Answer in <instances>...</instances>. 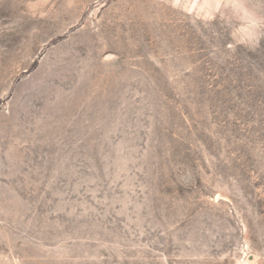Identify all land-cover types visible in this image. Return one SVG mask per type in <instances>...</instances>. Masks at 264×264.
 <instances>
[{"label":"rangeland","instance_id":"rangeland-1","mask_svg":"<svg viewBox=\"0 0 264 264\" xmlns=\"http://www.w3.org/2000/svg\"><path fill=\"white\" fill-rule=\"evenodd\" d=\"M0 264H264V0H0Z\"/></svg>","mask_w":264,"mask_h":264}]
</instances>
